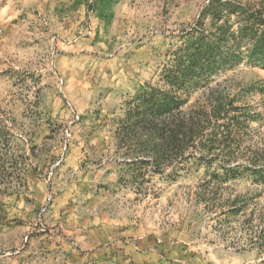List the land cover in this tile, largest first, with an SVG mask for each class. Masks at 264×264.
I'll use <instances>...</instances> for the list:
<instances>
[{
	"label": "rangeland",
	"instance_id": "obj_1",
	"mask_svg": "<svg viewBox=\"0 0 264 264\" xmlns=\"http://www.w3.org/2000/svg\"><path fill=\"white\" fill-rule=\"evenodd\" d=\"M211 1L0 0V264H264V184L244 168L264 122L238 115L231 165L197 142L164 150L221 91L264 115L245 91L264 71L221 72L169 119L135 115Z\"/></svg>",
	"mask_w": 264,
	"mask_h": 264
},
{
	"label": "trees",
	"instance_id": "obj_2",
	"mask_svg": "<svg viewBox=\"0 0 264 264\" xmlns=\"http://www.w3.org/2000/svg\"><path fill=\"white\" fill-rule=\"evenodd\" d=\"M200 17H206L207 22H198L195 28L181 32L176 46L166 52L157 86L147 85L136 91V116L143 119L148 114L169 119L186 108L198 92L207 90L221 72L240 65L264 71V7L260 1L212 0ZM245 91L258 95L263 105L262 84H250ZM235 102V96L221 91L198 112L177 119L173 129L177 133L170 137L164 150H183L197 142L200 154L218 157V152L228 165L236 163V157L227 153L237 144L235 119L241 115L250 124L258 119L264 122V115L253 112L251 106L235 107ZM211 119L223 124H210ZM180 135L182 138H178ZM246 161L244 168L255 181L264 184V156L254 155ZM239 166L226 172L232 175Z\"/></svg>",
	"mask_w": 264,
	"mask_h": 264
}]
</instances>
